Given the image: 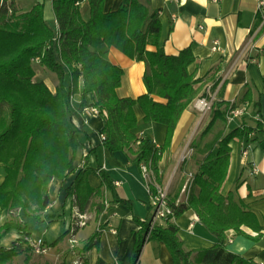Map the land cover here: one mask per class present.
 Masks as SVG:
<instances>
[{
	"label": "trees",
	"instance_id": "trees-1",
	"mask_svg": "<svg viewBox=\"0 0 264 264\" xmlns=\"http://www.w3.org/2000/svg\"><path fill=\"white\" fill-rule=\"evenodd\" d=\"M77 1L82 0H53L59 24L56 37L45 21L43 4L36 3L30 10L23 11L14 0H1L0 164L6 176L0 184V216L4 211L11 213L23 209L37 224L54 218V215L45 213L51 201L49 184L54 178L66 176L76 151L82 146L79 130L72 122L73 111L69 102L70 97L78 92L80 80L83 83L80 109L89 104L86 95L92 93L91 103L104 117L101 129V135L105 136L101 138L103 144L110 151H127L140 167L149 165L158 183H162L159 163L171 146L182 113L198 94L196 84L201 79L189 70L197 60L193 47L188 46L177 54L165 51L161 45L160 11L153 7L151 0H123L119 8L112 11L105 10L106 0H87L90 9L87 20L83 18ZM150 45L155 49H148ZM112 47L145 63V93L136 98L118 95L124 70L110 61ZM35 62L57 74L59 83L55 92L44 80L36 77ZM66 73L71 78L69 89ZM225 83L219 96L223 94ZM243 99L251 101V91ZM224 103V100H215L212 117L202 135L213 127L218 118L225 116L221 109ZM136 104L143 108L145 122L155 121L167 126L162 146H158L150 136H137L133 132L138 125L134 111ZM261 109L260 95L254 102V110L260 114ZM256 133L264 135V119L257 121L255 126L243 123L209 144L207 154L193 176L187 200L177 202L178 194L168 196L172 214L153 225L147 240L163 241L174 264H259L228 250L226 232L234 230L237 235L257 241L264 235V224L243 200L236 197L234 191L227 195L221 192L230 165L231 140L237 138L249 142ZM91 171L82 168L67 189L68 194L74 197L80 214L88 211L94 196L102 195V186L112 188V179L102 169L98 171L102 186L92 187L88 182ZM116 200L130 204L118 196ZM104 208L105 205L97 204V216ZM188 209H193L217 238L213 246L195 250L184 247L178 235L179 227L173 219ZM79 221L78 217L73 219L75 231L80 226ZM138 221L141 228L132 252V264H138L149 230L147 221ZM104 228L105 225H100L86 240L82 252L99 246ZM12 229L28 234V225L19 217L13 216L0 226V264H13L14 259L22 254L26 255L24 264H49L38 261L37 254L25 240L10 247L1 246L2 238ZM247 230L256 234L252 235ZM69 232L70 229L51 246L60 243ZM84 262L88 264L87 260ZM98 264L105 263L99 259Z\"/></svg>",
	"mask_w": 264,
	"mask_h": 264
},
{
	"label": "crops",
	"instance_id": "crops-1",
	"mask_svg": "<svg viewBox=\"0 0 264 264\" xmlns=\"http://www.w3.org/2000/svg\"><path fill=\"white\" fill-rule=\"evenodd\" d=\"M23 11L30 10L34 4L44 6V18L52 28L55 36L59 35V24L55 15L53 0H14ZM123 0H106L105 10L119 8ZM154 8L160 11L162 23L161 45L168 54H177L180 50L192 46L197 60L189 70L201 79L196 84L198 94L182 113L174 131L171 146L165 151L159 163L162 182L170 183L175 189L170 195L178 194L177 202L187 200L193 176L200 162L207 154V147L231 130L243 123L255 126L264 119V6L260 0H151ZM1 3V0H0ZM82 16H90L89 3H80ZM260 16L262 18L260 19ZM154 50V46H148ZM56 59L60 56L57 53ZM109 59L113 64L123 68L121 84L117 89L120 97H138L146 92L143 77L145 63L130 58L115 47L110 48ZM37 65V68L36 66ZM38 79L44 80L55 92L59 83L56 73L49 71L38 62L34 64ZM222 96L218 93L223 83ZM71 78L66 73V86L69 89ZM82 80L78 92L73 94V125L79 130L82 146L76 151L71 167L64 178H54L49 184L50 204L45 213L54 215L51 220L37 224L34 218L27 216L23 209L0 216V226L13 216L28 225L24 234L20 230H10L1 240V246L10 247L13 243L25 240L26 237L43 238L48 244L57 240L70 229L64 239L46 255H40L49 264H75L79 258L70 249L71 236L86 240L99 228L105 225L99 238V246H93L83 255L78 264H98L101 259L105 264L119 261L121 264H132V252L136 245L137 233L141 228L140 221L146 222L152 214L151 194L141 167L133 161V156L125 150L110 151L101 139L104 126L103 115L84 117L81 113ZM252 93V100L246 102L244 96ZM214 94L217 100H224L222 110L225 116L218 118L213 127L199 137L190 134L196 125H207L212 117V110L205 119L200 120V112L195 107L197 98ZM222 92V91H221ZM261 95L262 109L258 114L254 102ZM88 102L93 101V94L86 95ZM163 101L160 98H157ZM232 109L242 113L230 116ZM138 125L133 129L137 136H150L158 146L166 139L167 126L163 123L144 121V110L140 104L134 106ZM232 148L228 174L221 192L227 195L234 191L237 198L243 200L254 211L264 224V135L253 134L249 142L235 138L231 140ZM217 147L215 146L214 150ZM183 158L180 164V159ZM92 171L88 175L89 184L98 188L102 179L98 171L102 169L112 179V188L102 186V195L94 196L91 205L84 214L78 213L74 197L67 192L82 168ZM179 168V172L177 169ZM175 175H174V173ZM173 173V174H172ZM174 175V176H173ZM6 176L0 164V184ZM173 177V179H172ZM168 188V187H167ZM127 200L123 204L116 197ZM97 204L105 205L104 211L97 216ZM88 222L75 231L72 222L75 217ZM178 225V235L187 250L209 248L217 238L206 228L193 209L186 210L181 216L173 219ZM88 226V233L82 235V229ZM250 234L256 233L247 230ZM227 248L231 252L255 261H264V235L255 241L234 230L226 232ZM26 255L17 256L13 264H24ZM138 264H174L173 257L163 241L146 240L139 254Z\"/></svg>",
	"mask_w": 264,
	"mask_h": 264
},
{
	"label": "built area",
	"instance_id": "built-area-1",
	"mask_svg": "<svg viewBox=\"0 0 264 264\" xmlns=\"http://www.w3.org/2000/svg\"><path fill=\"white\" fill-rule=\"evenodd\" d=\"M80 3L81 1L76 2V4H80ZM260 6L261 7L264 6V0H260ZM38 60L39 59L37 58L36 61ZM215 100H216L215 95L211 94L210 92L207 95L201 96L196 99L195 107L199 110L202 117L213 109ZM69 102L72 111H74L73 96L70 97ZM81 113L86 118L102 115L100 109L94 106L91 102H89V104L82 109ZM241 113L242 111L239 109H232L230 111V116L235 117L240 115ZM104 114L106 115V112H104ZM101 138H105V136L101 135ZM141 170H142V175L148 184L151 194L150 204L152 207V214L147 221V223L149 224V230L146 234V240H147L150 236L153 225L158 221H162L166 219L168 215L172 214V209L168 203V196H169L168 188L162 186L160 183L156 181L154 174L149 165L142 164ZM79 217H80L79 225L86 224V222L81 219L84 216L79 214ZM25 241L26 244L29 247H31L32 251L37 255H46L51 250L50 244H48L47 241L43 238L26 237ZM112 264H121V263L116 260ZM259 264H264V261H259Z\"/></svg>",
	"mask_w": 264,
	"mask_h": 264
},
{
	"label": "rangeland",
	"instance_id": "rangeland-1",
	"mask_svg": "<svg viewBox=\"0 0 264 264\" xmlns=\"http://www.w3.org/2000/svg\"><path fill=\"white\" fill-rule=\"evenodd\" d=\"M18 1V0H17ZM36 66V68H37V65H35ZM38 69V68H37ZM49 70V69H48ZM49 71H51V70H49ZM53 72V71H52ZM55 73V72H54ZM207 114H209V112L207 113ZM207 115H205V116H201L200 115V120H203V119H205V117H206ZM206 126V125H205ZM205 126H203V124H201L200 123V125H196V127L194 128V130L191 132V134H190V139L192 138V137H199L200 135H201V132L203 131V129L205 128ZM182 161H183V158H181L180 159V164L182 163ZM179 172V168L177 169V172H175V173H178ZM174 173V172H173ZM172 173V174H173ZM175 173H174V175H175ZM173 175V176H174ZM172 179H173V177H172ZM162 186H164V187H168V190H169V197H171V196H174V195H170V193H173V191L175 190V189H172V185L170 184V183H160ZM86 222V224H88V222H87V220L85 221ZM85 225V224H84ZM84 225H82V227H84ZM86 226V225H85ZM80 227H81V225H80ZM86 233H88V226L87 227H85V228H83L82 229V235H85ZM69 239H71V247H70V249L71 250H73L75 253H76V257L77 258H79V260L75 263V264H78L79 262H81L80 260H82V258L81 257H83V255L81 254V252L80 251H82V248H83V246H84V244H85V242H83L81 239H77V238H75V237H73V236H71ZM35 257H38V261H40L41 263H44L45 262V260H44V258L42 257V256H40V255H36ZM40 258V259H39Z\"/></svg>",
	"mask_w": 264,
	"mask_h": 264
}]
</instances>
